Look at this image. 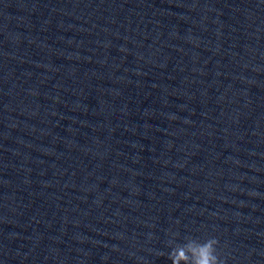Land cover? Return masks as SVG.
I'll use <instances>...</instances> for the list:
<instances>
[{
  "label": "clouds",
  "instance_id": "clouds-1",
  "mask_svg": "<svg viewBox=\"0 0 264 264\" xmlns=\"http://www.w3.org/2000/svg\"><path fill=\"white\" fill-rule=\"evenodd\" d=\"M171 235L172 238L168 241L170 251L167 254L171 264H225L217 251L219 240L216 237H208L201 241L186 236L184 243H177L179 233Z\"/></svg>",
  "mask_w": 264,
  "mask_h": 264
}]
</instances>
